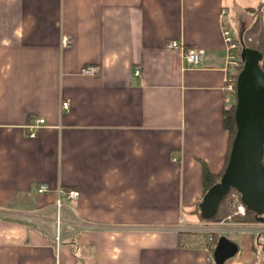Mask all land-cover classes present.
<instances>
[{"label": "crops", "instance_id": "crops-1", "mask_svg": "<svg viewBox=\"0 0 264 264\" xmlns=\"http://www.w3.org/2000/svg\"><path fill=\"white\" fill-rule=\"evenodd\" d=\"M259 3L264 27V0H0V264L209 263L189 229L228 144L221 26L238 42ZM260 227L222 264H255Z\"/></svg>", "mask_w": 264, "mask_h": 264}, {"label": "water", "instance_id": "water-1", "mask_svg": "<svg viewBox=\"0 0 264 264\" xmlns=\"http://www.w3.org/2000/svg\"><path fill=\"white\" fill-rule=\"evenodd\" d=\"M242 67L235 81V132L228 159L219 180L207 189L198 204L199 217L208 221L218 203L234 189L244 207L256 216L264 213V72L258 66L260 54L251 48L240 50ZM256 221L262 222L258 218ZM236 246L219 236L212 253L214 264L235 254Z\"/></svg>", "mask_w": 264, "mask_h": 264}, {"label": "built area", "instance_id": "built-area-1", "mask_svg": "<svg viewBox=\"0 0 264 264\" xmlns=\"http://www.w3.org/2000/svg\"><path fill=\"white\" fill-rule=\"evenodd\" d=\"M225 10L221 9L220 16L222 19V16L224 15ZM221 37L224 43V49H225V82H224V89L226 92H228L230 95H234L235 93V81L236 76L240 70L241 67V57L239 52V45L237 40L233 37L231 32L228 30V28H225L224 26H221ZM170 48L177 49L181 52V56L183 61L190 65L194 66L198 64L200 59L201 50L196 47H187L183 48L182 44L176 41H171L167 45ZM96 68L92 65L82 66L79 68L78 73L81 75H94L96 73ZM138 70H134L133 74L137 75ZM61 109H66L67 104L66 102H61ZM43 124V119L38 118L32 123H29L26 125L27 128V135L29 137L33 136V130L37 128L39 125ZM47 190V186L45 184H40L36 188L37 193L45 192ZM229 197L234 201V208L232 210V213L229 215H226L224 218H221L219 220H209V221H202L201 223H195L193 226L189 229L193 232H201L204 235H202V243L201 247L203 250L208 254L207 261H213L212 255H210L209 251V244L211 242V235L212 234H232V233H251V234H258L261 233L263 230L260 226L264 224V222H245L238 220L237 218H241L245 215L246 208L244 205L240 202L239 194L233 189L229 190ZM61 194L62 192L60 190H56V197L54 200V219L53 224L55 225V228H58L60 225L59 220V212L61 208ZM77 196V191L75 190H68L66 192V198L74 199ZM19 219L27 220V221H34V222H40L42 221L40 217H32V216H24V215H17ZM57 239V234L55 236ZM211 256V257H210Z\"/></svg>", "mask_w": 264, "mask_h": 264}, {"label": "trees", "instance_id": "trees-1", "mask_svg": "<svg viewBox=\"0 0 264 264\" xmlns=\"http://www.w3.org/2000/svg\"><path fill=\"white\" fill-rule=\"evenodd\" d=\"M261 4L259 3L257 6L248 9V12L252 17V21L248 26H246L241 31L240 38L238 40V45H239V52L244 47L251 48L259 52L260 59L258 61V66L264 72V27H263L262 18H261V9H260ZM241 67H242V63H241ZM234 108H235V95H233L231 103L228 104V106L223 111V126L227 130V133H228V144H227V150L225 154L224 163H223L221 170L216 174H212L206 168H202V172H201V188H202L201 192L202 193L195 206L196 213H198V204L201 201L202 196L204 195V193L207 191L209 187H211L213 184H215L219 180L224 170V167L226 165L229 150H230V144H231L234 132H235V124H234V117H233ZM260 161L264 165V150L262 152ZM230 190H233V189H230ZM233 208H234V201L229 197V192H228L220 200V202L217 205L214 216L209 220H219L221 218H224L226 215H229L232 213ZM258 218L262 219V222H264V213H262L260 216H256L252 211L246 209L245 215L237 219L241 221H245V222H255ZM202 221H205V220H202ZM219 236H222V235L217 234V233L211 235L209 251H212V246L216 242ZM255 264H264V241L262 245V250H260V257L259 259L256 260Z\"/></svg>", "mask_w": 264, "mask_h": 264}, {"label": "rangeland", "instance_id": "rangeland-1", "mask_svg": "<svg viewBox=\"0 0 264 264\" xmlns=\"http://www.w3.org/2000/svg\"><path fill=\"white\" fill-rule=\"evenodd\" d=\"M199 219V218H198ZM196 220H197V218H196ZM198 221V220H197ZM202 222V220H200L199 219V221H198V223H201ZM189 233H191V234H194L195 236H199V238H201V240L198 238V241H197V243H196V245H198L199 247H201V244L200 243H202V241H203V239H202V235H204L203 233H201V232H189ZM181 236H183L182 234H183V232H180L179 233ZM222 236H224V237H226V236H228V237H234L233 236V233L232 234H221ZM181 240H182V237H181ZM185 246H190V245H188V244H185ZM210 255H211V253H210ZM211 257V256H210ZM209 263L208 264H214V262L212 261H208Z\"/></svg>", "mask_w": 264, "mask_h": 264}]
</instances>
